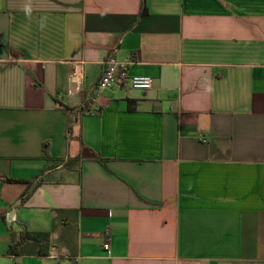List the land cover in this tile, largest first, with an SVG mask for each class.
<instances>
[{"label": "crops", "instance_id": "obj_1", "mask_svg": "<svg viewBox=\"0 0 264 264\" xmlns=\"http://www.w3.org/2000/svg\"><path fill=\"white\" fill-rule=\"evenodd\" d=\"M0 264H264V0H0Z\"/></svg>", "mask_w": 264, "mask_h": 264}, {"label": "built area", "instance_id": "obj_2", "mask_svg": "<svg viewBox=\"0 0 264 264\" xmlns=\"http://www.w3.org/2000/svg\"><path fill=\"white\" fill-rule=\"evenodd\" d=\"M133 63L131 58L123 61H117L113 58L105 61V68L101 78L96 86L98 91H102L112 87L118 88H135L141 90H149L153 87V79L150 76H129L128 68ZM75 80H80L73 77ZM110 247L109 241L104 243V248Z\"/></svg>", "mask_w": 264, "mask_h": 264}]
</instances>
